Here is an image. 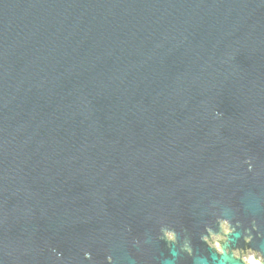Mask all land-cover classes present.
I'll use <instances>...</instances> for the list:
<instances>
[{
    "label": "water",
    "instance_id": "95a60500",
    "mask_svg": "<svg viewBox=\"0 0 264 264\" xmlns=\"http://www.w3.org/2000/svg\"><path fill=\"white\" fill-rule=\"evenodd\" d=\"M217 216L264 256V0H0V264H218Z\"/></svg>",
    "mask_w": 264,
    "mask_h": 264
},
{
    "label": "clouds",
    "instance_id": "9594fccd",
    "mask_svg": "<svg viewBox=\"0 0 264 264\" xmlns=\"http://www.w3.org/2000/svg\"><path fill=\"white\" fill-rule=\"evenodd\" d=\"M216 117L219 118L223 115L221 112L215 113ZM251 159L245 161L249 164L248 170H252V166L249 163ZM216 230L205 227L204 234L201 235L200 240L203 244L207 245L208 251L211 254H214L219 258L218 264H239V260H243V264H264V256L257 254L252 251L246 252L243 256L239 250L229 246L225 247L224 245L229 244V237L237 236L241 237V233L237 231L240 228L239 222L233 223L231 219L226 216H217L215 219ZM253 228H255V221H253ZM245 232L247 230L245 229ZM157 239L163 240L166 245H175L176 244V232L167 227H161L159 229ZM245 242H247L250 237L244 236ZM134 243H137L134 241ZM56 257V260L59 261L62 258V253L58 252L56 249L51 250ZM179 253H183L186 257H193V249L190 242H185L179 249ZM229 257V261H225L223 258ZM92 255L90 252H84L83 259L91 260ZM105 264H112V256L108 255L105 257ZM195 264V261H193Z\"/></svg>",
    "mask_w": 264,
    "mask_h": 264
},
{
    "label": "crops",
    "instance_id": "0c3cea01",
    "mask_svg": "<svg viewBox=\"0 0 264 264\" xmlns=\"http://www.w3.org/2000/svg\"><path fill=\"white\" fill-rule=\"evenodd\" d=\"M246 252V251H245ZM243 254H241V256H242Z\"/></svg>",
    "mask_w": 264,
    "mask_h": 264
},
{
    "label": "trees",
    "instance_id": "16d2710c",
    "mask_svg": "<svg viewBox=\"0 0 264 264\" xmlns=\"http://www.w3.org/2000/svg\"><path fill=\"white\" fill-rule=\"evenodd\" d=\"M244 250H247V249H244Z\"/></svg>",
    "mask_w": 264,
    "mask_h": 264
}]
</instances>
